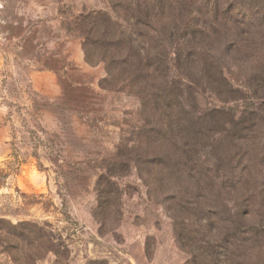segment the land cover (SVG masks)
Wrapping results in <instances>:
<instances>
[{
    "label": "rangeland",
    "instance_id": "rangeland-1",
    "mask_svg": "<svg viewBox=\"0 0 264 264\" xmlns=\"http://www.w3.org/2000/svg\"><path fill=\"white\" fill-rule=\"evenodd\" d=\"M128 1L0 0V264H191L200 232L220 238L210 241L206 264H264L263 238L226 241L210 221L184 214L181 222L155 172L144 173L135 141L140 101L100 61L110 36L103 38L106 15L128 33ZM160 1L162 17L179 18L175 8L188 0ZM225 1L196 0L195 7L204 16ZM230 1L255 15L244 14L253 21L239 27L240 51L224 75L240 101L264 109V84L251 81L264 77V0ZM241 7L232 15L241 16ZM247 53L253 60L243 59ZM208 95L202 104L216 103ZM254 148V171L264 174L263 150Z\"/></svg>",
    "mask_w": 264,
    "mask_h": 264
},
{
    "label": "trees",
    "instance_id": "trees-1",
    "mask_svg": "<svg viewBox=\"0 0 264 264\" xmlns=\"http://www.w3.org/2000/svg\"><path fill=\"white\" fill-rule=\"evenodd\" d=\"M195 1L175 8L176 18L171 13L161 16L160 0H130L124 6L133 20L128 33L119 27L121 19L107 13L103 38H108L106 33L110 36L102 45L106 55L100 61L106 63L108 76L120 75L124 87L140 101L141 124L135 138L141 145L139 163L144 173L155 172L154 182L158 180L159 188L175 200L172 211L166 205L174 217L188 214V220L193 216L210 221L208 226L218 225L215 233L226 231L221 234L226 241L234 235L264 239V174L262 168L254 171V147L263 150L259 159H264V129L256 133V125L264 123V109L240 101L238 90L224 75V68L236 61L240 51L241 25L253 21L244 14L255 13L227 0L222 9H208L201 16ZM238 7L242 15L235 17L232 13ZM189 13L196 16L189 18ZM211 13H216L214 20ZM206 15L210 18L205 19ZM99 20L94 16L92 25ZM233 27L237 28L234 36ZM254 55L247 53L243 59L253 60ZM256 79L264 84L263 76H253L251 81ZM205 83L208 86L201 88ZM206 91L216 103L202 104ZM186 219L179 218L181 222ZM200 233L191 264H206L214 254L210 241L220 239Z\"/></svg>",
    "mask_w": 264,
    "mask_h": 264
}]
</instances>
